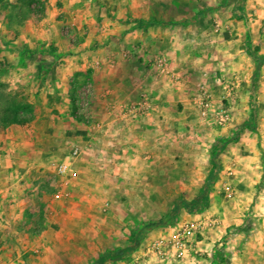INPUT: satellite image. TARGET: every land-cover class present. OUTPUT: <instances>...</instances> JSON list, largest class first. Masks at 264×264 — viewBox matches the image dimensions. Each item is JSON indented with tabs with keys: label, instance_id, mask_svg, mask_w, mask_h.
Instances as JSON below:
<instances>
[{
	"label": "crops",
	"instance_id": "crops-1",
	"mask_svg": "<svg viewBox=\"0 0 264 264\" xmlns=\"http://www.w3.org/2000/svg\"><path fill=\"white\" fill-rule=\"evenodd\" d=\"M51 1L64 4L52 10L74 30L76 46L53 56L59 64L49 70L30 69L31 44L26 53L8 52L0 81L38 95L40 109L58 110L74 101L69 95L77 98L91 126L83 134L74 185L89 195L183 190L171 198L199 206L183 223L218 222L198 236L199 264H264V24L255 19L264 11L258 0H247L245 16L239 0ZM55 25L41 22L40 40L53 41L49 29ZM156 55L168 60L178 80L152 74L149 62ZM32 79L38 84L32 86ZM200 83L217 107L225 85H234L223 100L232 113L227 128L200 118ZM142 96L152 99L149 116L121 114L124 104ZM28 121L0 129V264H66L55 227L62 198L50 195L57 175L30 163V141L19 134ZM36 121L46 126V119ZM174 230H155L143 248L131 249L130 258L117 264H178L145 253L151 241Z\"/></svg>",
	"mask_w": 264,
	"mask_h": 264
},
{
	"label": "rangeland",
	"instance_id": "rangeland-1",
	"mask_svg": "<svg viewBox=\"0 0 264 264\" xmlns=\"http://www.w3.org/2000/svg\"><path fill=\"white\" fill-rule=\"evenodd\" d=\"M246 2L247 0L238 2L240 8L244 10L240 13L244 16ZM255 2L256 6L264 11V0ZM51 3V0H0V69L8 65L1 58L8 52L26 53L24 47L26 44L33 47L31 50L34 55L27 60L30 69L33 70L54 69L59 62L53 60V56L70 50L72 45L76 46L74 30L68 28L63 15L60 16L52 10L54 7L63 8L64 4L60 1H54L52 5ZM260 15L262 17L255 19L264 24L263 14ZM49 19L56 23V27L49 29L53 41H42L40 38L43 35L40 37L37 31L42 28L41 22ZM26 40L28 43H24ZM14 63V68L17 69L20 62L15 60ZM37 84L38 82L32 79V86ZM0 92L28 106L20 115L29 120L30 126L19 134L22 136L24 132V138L30 141V163L36 161L35 163L46 167L54 178L55 164L64 160L74 148H80L86 139L83 134L87 132L91 123L85 117L84 108L76 102L77 98L73 97L74 95H69L75 102H70L71 105L67 107L58 110L40 109L38 95H34L33 92L29 95L24 94L18 89H13L11 84L5 81H0ZM222 102L221 104L225 105V101ZM39 117L46 119L45 127L38 125L36 120ZM214 123L212 125L216 127ZM6 127L0 125V129ZM77 136L84 138L78 140ZM75 178L61 179L57 176L56 186L50 189V195L59 189L63 194H67L61 197L62 217L56 220L59 226H55L62 235L59 243L64 250L59 257L66 264H117L126 261L130 258V250L143 248L155 230L178 228L187 219L184 217L190 213L189 210L199 207L183 203L179 198L173 200L171 197L175 195L182 197L183 190L180 189L142 192L131 189H105L89 195L85 189H79L74 185ZM150 191L151 195L145 194ZM72 200L77 202V205L71 206ZM1 253L2 250L0 256ZM116 253L119 256H116Z\"/></svg>",
	"mask_w": 264,
	"mask_h": 264
},
{
	"label": "built area",
	"instance_id": "built-area-1",
	"mask_svg": "<svg viewBox=\"0 0 264 264\" xmlns=\"http://www.w3.org/2000/svg\"><path fill=\"white\" fill-rule=\"evenodd\" d=\"M149 68L156 77L166 76L172 80H178L170 70L168 60L163 55L154 56L149 62ZM233 89V84L225 85L226 92L222 99L225 100L226 97L231 96ZM197 105L200 118H212L220 128H227L229 126L232 119L229 106L224 104H221L219 107L215 106L212 101V96L204 83L198 85ZM151 107L152 99L149 96H142L137 102L124 104L121 108V114L125 117H146L149 116ZM81 151L80 148H74L64 160L56 163L54 166L55 175L61 179L75 178L77 173L74 166ZM59 186H62L61 182ZM222 189L227 197L231 196V189L227 184L224 183ZM66 195L59 189L54 194V197L59 199ZM217 224V220L211 217L183 223L171 234L162 235L151 241L146 247L145 253L146 255H153L163 262L171 261L178 264H199L203 261V256L197 245L198 236L204 230L212 228Z\"/></svg>",
	"mask_w": 264,
	"mask_h": 264
},
{
	"label": "trees",
	"instance_id": "trees-1",
	"mask_svg": "<svg viewBox=\"0 0 264 264\" xmlns=\"http://www.w3.org/2000/svg\"><path fill=\"white\" fill-rule=\"evenodd\" d=\"M27 107L26 104L19 103L10 96L6 97L0 92V125L6 127L10 124L21 125L25 123L27 118L20 115V113ZM116 256H119V254L116 253Z\"/></svg>",
	"mask_w": 264,
	"mask_h": 264
}]
</instances>
